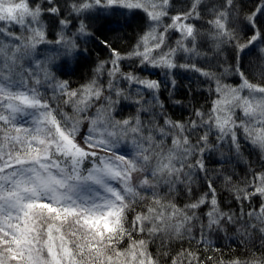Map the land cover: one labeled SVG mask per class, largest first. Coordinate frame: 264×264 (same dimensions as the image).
Here are the masks:
<instances>
[{
    "label": "snow or ice",
    "instance_id": "1",
    "mask_svg": "<svg viewBox=\"0 0 264 264\" xmlns=\"http://www.w3.org/2000/svg\"><path fill=\"white\" fill-rule=\"evenodd\" d=\"M201 3L192 0L187 11L164 23L170 0H73L70 14L77 18L142 10L151 22L127 56L101 41L111 49L110 63L100 62L92 79L73 88L56 73L70 74L61 57L77 54L78 38L91 35L83 19L69 35L71 21L62 17L57 0H47V8L34 0H0V264H161V255L167 264H264V254L215 260L201 259L200 252L213 234L230 228L242 240L259 232L264 241V170L251 171L240 186L229 173L213 179L205 164V153L217 146L239 156L241 137L264 156V83L251 82L239 66L245 49L258 41L264 57V2L257 0L241 19L237 0H223L209 21L217 53L225 46L235 52L236 63L225 71L240 76L238 87L223 84L219 69L176 63L178 53L200 55L190 21L200 19ZM45 15L56 18L53 25L58 21L55 40L48 39ZM169 32L179 34L175 46L168 44ZM240 32L248 37L245 43ZM44 45L52 46V54L41 59ZM133 58L143 67L181 68L214 81L211 109L194 108L187 122L171 119L156 95L158 81L121 71V62ZM105 73L107 94L100 80ZM117 78L147 90L138 89L134 117L115 118L124 97ZM219 179L238 204L258 197L259 207L226 211L217 194ZM164 187L188 201L181 207L166 199ZM157 239L159 249L178 241L180 250L154 254L150 245Z\"/></svg>",
    "mask_w": 264,
    "mask_h": 264
},
{
    "label": "trees",
    "instance_id": "2",
    "mask_svg": "<svg viewBox=\"0 0 264 264\" xmlns=\"http://www.w3.org/2000/svg\"><path fill=\"white\" fill-rule=\"evenodd\" d=\"M70 1L73 2V0H57V5L61 9L63 18H67L65 15L69 11L67 8L70 6ZM260 2H264V0H260ZM256 3L257 0H237L238 6L242 8V11L239 13L240 18L243 19V16L252 10ZM65 11L67 12L65 13ZM199 12V23L207 24L210 20L207 18L208 15L206 13V9L200 8ZM172 13L177 14L175 11ZM68 19L70 20V18ZM53 20L54 19L52 18L48 19L47 25L49 27H54L52 23ZM196 22L198 23V20H193L192 23ZM84 23L88 26V29L92 30L94 33L91 38L92 42L87 46L86 52L83 56L78 54V57L74 62L65 64V72L70 73L69 75H61L60 72L56 73L59 79L68 80L73 88L80 86L87 78L92 79L94 74L93 70L95 71L96 66L100 62L103 61L110 63L112 58L111 49L102 44L101 41L106 40L108 44L117 49L121 55L127 56L130 52H132L131 50H133L135 37L139 34V31H142L145 20L142 19L140 14L135 13L131 14L128 18L116 15L110 16L107 19H91L89 21H84ZM92 23H95L94 26ZM237 27H239V25H237ZM195 28L198 31L197 25H195ZM239 36L240 43L242 41L246 42L248 39L243 32H240ZM260 45L261 42H259L257 47L254 46L249 51H245L239 65L241 70L253 83H264V57L261 56L258 49ZM251 51L254 53H250ZM247 53L252 55L250 58L253 60L248 61V58H246ZM223 59L227 61L225 64H222ZM233 61H236L233 48L231 46H225L224 50L219 53H217V51H213L212 49V52L205 54V57L201 60L202 63L197 65L206 70L216 71L217 69L220 70L221 65L235 64L236 62ZM66 62L67 61H64V63ZM176 63L182 64L183 60L177 59ZM189 63L193 62L189 61ZM255 63L257 64V69ZM262 63L263 66L261 65ZM258 65H261L263 68H258ZM121 71L124 73L134 71L135 75L142 79L158 81L160 88L156 95L158 96L160 102L164 105L166 115L173 120L187 122L194 118V108H199L204 112L211 109V102L214 98V82H206V80H203L200 76L198 77L194 73H191L192 71L176 68L171 72L168 71L169 74L164 71L166 74L163 75L162 69L150 72L143 67H139L136 60L134 61L129 59H125L121 62ZM146 71L149 73L147 74ZM173 80H175L174 85L172 83ZM116 87H121L123 89L124 97L120 98V103L116 106L115 118L125 119L136 116L138 105L134 101L138 99V89L140 94H145L142 92V88L138 85L128 86L126 81H124V83L117 82ZM105 90L107 94V83ZM113 99H116L114 93ZM144 99L146 101H150L152 98L150 95H144ZM157 111L159 112V109H157ZM141 118L146 121L148 119V114H144ZM212 161L213 159L210 157L206 161V167L210 177L215 179L218 173H229L233 175L235 184L240 186L242 185L240 182L242 179L239 178V173L241 172L242 175H245L247 168L245 170L241 163H233L230 161L229 165L226 160V163L221 162L216 164L213 161V164ZM217 165L219 166L217 167ZM201 175L203 176V173H201ZM195 185L197 186H195L196 188H200L199 181ZM216 188L220 204L224 207V209L226 211L237 213L238 203L234 200L233 193L225 188L222 179L216 180ZM181 195L178 194L177 198ZM225 238L226 239L220 238L217 243L213 244L210 237L209 245L200 248L201 259L213 257L215 260H227L229 258L239 257L243 260L251 258L254 255L259 257L264 254V248H262V243H264V241H262L259 232H254L250 239L242 240L235 230L230 228L226 231ZM213 239L215 238L213 237ZM216 240H218V238H216ZM159 244L160 240L157 239L155 244L150 245V251L154 254L158 251L161 253L164 251H171V254L174 255L176 251L180 250V242L178 241H174L172 243L171 249H159ZM183 246L185 248L188 247L187 241L183 243ZM209 248L211 250H209ZM161 264H167V257L161 255ZM209 264H212V262L209 261Z\"/></svg>",
    "mask_w": 264,
    "mask_h": 264
},
{
    "label": "rangeland",
    "instance_id": "3",
    "mask_svg": "<svg viewBox=\"0 0 264 264\" xmlns=\"http://www.w3.org/2000/svg\"><path fill=\"white\" fill-rule=\"evenodd\" d=\"M222 2H223V0H202V3L200 4L199 9L200 8L206 9V13L208 15L207 18L209 20H211L213 18V11H214V9L217 8ZM34 3H39L42 6H44L45 8H47V0H34ZM71 3L72 2L70 1V4ZM191 3H192V0H170L169 16L164 18V23H170L171 22L170 21V17L172 15H175L176 14V13H172V12L175 11V12L178 13V12H181L180 10L187 11L190 8ZM199 9H198V11H199ZM67 10H69V11H68V13L65 16L67 18H70V21H71V23L69 24L68 29H67V32H68L69 35H72L73 33L76 32V29H77L78 25L80 24L81 19H83V22L84 21H89V20L92 19V18H89V20H88V19H84L83 17L77 18L74 13L70 14V8H69V6H68ZM123 11L125 13L123 15L125 18L130 17L131 14L138 13V14H140V16H142V19L145 20V23L143 25L142 31H139V34L135 37L134 46H133V49H134L135 46H136V44H137V42H138V40H139V38L145 32L148 31L151 22L148 20L146 13L143 12L142 10H134L132 12H129L128 10H123ZM66 12L67 11H65V13ZM50 18L56 20L55 17H52L50 15H45L44 16V21H45L46 24H48L47 21ZM261 19L264 20V18H261ZM194 20H198V23L196 22V23H193V24L194 25H197V29H198L197 32H198L199 35H198V40H197V50L200 53V55H196L194 53L193 54H185V53H182L181 52V53H178L177 54V56H176L175 59L176 60L177 59H181V60H183V63H185V62L189 63V61H190V62H193V63H196V64H199L200 65V63H202L201 60H203V57H205V54H208V52L209 53L212 52V49H213V51H216V49H215V46H214V44H213V42H212V40L210 38V34L212 32V29H211V26L209 25V21H208L207 24H205V23H199L200 22L199 21L200 19H194ZM190 22L192 23L193 20L190 21ZM94 24L95 23H92L93 26H94ZM53 26L54 27H49L48 26L49 27V32H48V39L49 40H55L56 39L57 32L60 31V26L58 24V21ZM15 31L19 34L22 30L17 26L15 28ZM88 31L91 33L90 36H81V37L78 38L79 50H78V53L77 54H75V55H73L71 57H61V59L63 61H67L65 64H69V62L70 63L74 62L75 59L78 57V54L79 53L82 52L83 54H85L87 46L92 42V40H91L92 35H94V33L92 32V30H89L88 29ZM168 35H169L168 44L170 46H175L176 40L179 39V34L178 33L169 32ZM241 43H245V42L242 41ZM258 44H259V42H257L255 46L257 47ZM261 46L262 45H260V47ZM51 47H52L51 45L41 46L40 49H39V53H38L39 54V57L41 59H43L44 57H46L48 55H51L52 53L49 51V48H51ZM260 47L258 49H260ZM165 50H167V48H165ZM249 50L250 49H245V51H249ZM131 51H133V50H131ZM252 52L253 51H251L250 53H252ZM250 53H247V55H246V58H248V61L253 60V59L250 58L252 56ZM129 60H134V61L136 60L138 62V64H139V60H137L135 58L129 59ZM59 62L60 61H57V63H59ZM226 62L227 61H225L223 59V63L222 64H225ZM233 62H236V61H233ZM227 65H229V64L221 65L220 66V70L217 72V75H220L221 73H223V78H222V81H221L223 84L231 85L232 87H238L240 85V83H241L240 76L238 74H236L232 70L225 71V69L228 67ZM261 65L263 66V63ZM261 65H258L259 66L258 68H260V69L263 68ZM139 67L142 68L143 66H141L139 64ZM143 68H145L146 70H149L150 72H153L155 70L162 69V72L163 73L162 72L161 73L163 75L166 74V73H168V71L166 69H163V68H152V67H143ZM256 69H257V64H256ZM164 71L166 73H164ZM93 72H94V70H93ZM144 72H145V70H144ZM146 73L148 74L149 72L146 71ZM191 73H194L198 77L200 76L198 73H195V72H191ZM200 77L203 80H206V82L209 81V80H207L203 76H200ZM117 79H118V81H117L118 83H124V81L122 82L119 78H117ZM89 80H90V78L85 79V81L82 84L87 83ZM100 80H102L103 83H104V85L106 86V83L108 81L107 74L105 73L104 75H102L100 77ZM128 86H130V85L128 84ZM213 86H214V88H213L214 98H213V100L211 102V106H212L213 101L217 98V94L215 92V82H214V85ZM142 92L143 93H147V90L142 88ZM244 94H246V92ZM49 95H50V93H49ZM211 106H210V108H211ZM93 111H95V109H93ZM207 112H205V113H207ZM237 116H242V113L239 110H237ZM199 134H202V133H198V135ZM211 140H212V142H215V136L214 135L211 136ZM241 147H242V152H241V154L239 156H237L235 153H230L228 151L227 145H225L223 148H220L219 146H217V150L215 152H211L212 154L205 153V164H206V161H207V159L209 157L211 159H213V161L216 164L221 163V162L222 163L223 162L226 163V160L228 161V164L229 165H230V161H232L233 163H241L243 165V167L245 168V170L247 168V171H246L245 175H242L241 172L239 173V176H240L239 178L242 179V180H240V182L242 184L241 186H243L244 181H245V178L246 177H249L250 178L251 171H262V170H264V156H262L261 153L257 149L253 148L249 143H247L243 139V137H241ZM126 150L130 151L131 149L129 147ZM213 161H212V163H213ZM218 166L219 165H217V167ZM195 186L196 185H194V187ZM178 194L181 195V193L176 192V191H173L171 194H169L167 187H164L161 190V195L162 196L166 197V199H174L175 202L179 206L183 207L184 203H186L188 201L189 197H187V196H185V195L182 194L179 198H177V195ZM197 194H199V192ZM175 195H176V198H175ZM259 204H260V199L258 197H254L250 204H249L248 201H245L244 202V205L237 204L238 205L237 212H239L241 209H243L244 212H247L249 210V207L258 208L259 207ZM225 233L226 232H221L219 235L213 234L211 236V239H212L211 242H213V244H214V243H217L220 238L226 239L225 238ZM213 237L215 239H213ZM216 238H218V240H216ZM124 246L125 247L127 246L126 243H125Z\"/></svg>",
    "mask_w": 264,
    "mask_h": 264
}]
</instances>
